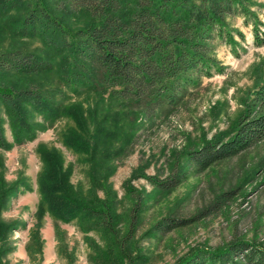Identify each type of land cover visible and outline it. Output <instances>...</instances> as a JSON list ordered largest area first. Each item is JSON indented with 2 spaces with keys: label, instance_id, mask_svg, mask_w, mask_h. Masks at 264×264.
I'll return each instance as SVG.
<instances>
[{
  "label": "rangeland",
  "instance_id": "374dc122",
  "mask_svg": "<svg viewBox=\"0 0 264 264\" xmlns=\"http://www.w3.org/2000/svg\"><path fill=\"white\" fill-rule=\"evenodd\" d=\"M263 5L264 0H252L251 9L264 22ZM59 16L74 28L88 21L69 10ZM6 22L0 21V50L42 47L38 36L14 41ZM228 22L238 43L214 39L212 54L222 71L201 76L169 114L146 120L137 111L128 115L129 107L108 94L74 92L62 82L56 65L49 74L33 78L0 74L16 86L35 78L60 91L57 99L63 107L72 106L69 114L52 120L28 108L35 126L33 136L22 141L14 135L6 108L0 107L9 145L0 146V187L14 188L3 195L0 208V228L6 229L0 232L1 264H175L198 244L218 247L235 235L264 242V139L204 171H197L183 154L189 146L229 138L245 99L264 81V44L255 42L253 24L243 15ZM260 29L264 32L263 25ZM70 135L85 137L89 150L67 144ZM39 148L58 158L70 191L92 201L107 199L114 235L85 219L57 217L47 208L40 188L46 163ZM174 166L185 171L176 187L154 183L170 177ZM94 171L108 190L95 189ZM137 201L138 223L131 228L130 210ZM163 219L189 222L157 231L154 227Z\"/></svg>",
  "mask_w": 264,
  "mask_h": 264
},
{
  "label": "trees",
  "instance_id": "16d2710c",
  "mask_svg": "<svg viewBox=\"0 0 264 264\" xmlns=\"http://www.w3.org/2000/svg\"><path fill=\"white\" fill-rule=\"evenodd\" d=\"M51 1L50 6L48 0H0V21L7 20L6 28L14 41L33 36L42 41L40 48L11 45L0 50V74L33 78L49 74L56 65L58 76L74 92L108 94L111 100L129 107L128 115L137 111L145 120L158 113L169 114L201 76L222 71L212 53L216 38L231 46L238 43L229 18L245 16L253 24L255 42L264 44L260 29L264 22L251 9L252 0ZM68 10L82 13L88 21L75 28L68 25L59 16ZM235 33L244 38L240 30L235 29ZM59 92L35 78L28 85L16 86L0 77V107L6 108L18 141L33 136L35 125L29 121L28 108L51 120L69 114L72 106H62L57 99ZM1 121L0 115V146L7 147ZM263 139L264 81L245 99L229 138L189 146L183 154L197 171H204ZM65 140L79 151L89 150L85 137L70 135ZM39 150L46 163L40 188L47 208L57 217L85 219L94 228L114 235V215L107 199L92 201L74 194L66 186L67 176L60 170L58 158L53 152ZM183 176L185 171L179 172L174 166L165 180L149 178L163 189H172ZM92 182L96 190H108L95 171ZM13 189L1 191L0 187V208L3 195ZM140 204L137 201L130 210L131 228L138 223ZM188 222L163 219L154 228L166 230ZM5 230L0 228V232ZM175 264H264V242L235 235L218 247L198 244Z\"/></svg>",
  "mask_w": 264,
  "mask_h": 264
}]
</instances>
